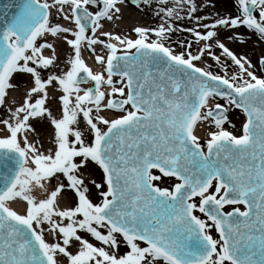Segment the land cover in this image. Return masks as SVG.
<instances>
[{
    "label": "snow or ice",
    "instance_id": "snow-or-ice-1",
    "mask_svg": "<svg viewBox=\"0 0 264 264\" xmlns=\"http://www.w3.org/2000/svg\"><path fill=\"white\" fill-rule=\"evenodd\" d=\"M126 2L25 0L0 32V264H264V55L225 42L264 43V0H131L160 21L135 38L105 30Z\"/></svg>",
    "mask_w": 264,
    "mask_h": 264
},
{
    "label": "rangeland",
    "instance_id": "rangeland-1",
    "mask_svg": "<svg viewBox=\"0 0 264 264\" xmlns=\"http://www.w3.org/2000/svg\"><path fill=\"white\" fill-rule=\"evenodd\" d=\"M197 4L201 6L202 10L199 11L197 13V15H207V14H212L214 12H220L221 15H224L225 13H231L230 11H226V9L229 7V5L227 4L229 2V4L232 3V0H213L215 7H203L204 3H207V0H196ZM122 11H123V15L121 17H119L118 19H116V23H114L115 25L113 26V30L116 26L119 27V35L121 36H125V35H131L133 38H135V33L132 31V29L135 26H156L158 23H160V21L153 16V12L151 8H144V7H138V6H134L133 4L129 3V1L127 0V2L125 3V5L122 6ZM186 12V8L184 9V11L181 12V15H184ZM119 15V14H118ZM57 19H59V17H57ZM210 22V21H209ZM61 23H68V21H64L61 20ZM113 24L112 21L105 23V28L109 25ZM176 24L178 27L181 26V22L180 21H176ZM183 26L184 27H189L191 26V22L188 20H185L183 22ZM241 32H244L243 29H240ZM103 38V37H102ZM155 37H152V39H154ZM190 36L187 33L184 32H180V31H176L172 34V42L175 45H179L180 42L182 40H186L189 39ZM245 39L247 40V42L245 43V46L243 44H239V43H232L227 41L231 46H233L235 49L237 50H247V46L250 43H253L254 46L256 48L257 47L255 44H258L259 46H263V44H261V42L259 41V38L256 36L255 40L253 38V35H251V38H248L247 36L245 37ZM49 40H52V37L49 36ZM65 48L67 47L66 45L64 46ZM86 47V46H85ZM99 47V46H98ZM87 55H92L94 56V54L91 52V50H87ZM264 51L258 50L257 49V53L254 54L256 57H258V54H263ZM50 53L48 51L45 52V55H49ZM61 57L62 59L64 58V50L62 49L61 51ZM231 63V61H229V64ZM96 64L98 65V67L101 70V66L96 62ZM60 68H63V65H60ZM221 68V67H220ZM212 69L217 70L216 66H213ZM114 79H118V77H114ZM13 83L16 85V87H14L12 90H10L9 92V96L12 97L13 93L18 92L20 89H23L25 87L28 86H33L32 85V81L28 80L27 83H25L24 81H20V80H16L14 79ZM82 87H88L87 84H83ZM60 94V93H59ZM24 98V93H18L16 95V98L14 101H21ZM227 105L226 100L222 101ZM4 111V109L2 107H0V114H2ZM229 119L233 121V123L235 124V128L232 127L231 124H225L227 126H229V128L231 129V131H234L235 134L240 135L241 133V125L244 122V120L246 119L245 114L240 110V109H235L234 107L230 109V116ZM50 130V127H46L45 129H38V131L41 133L40 137H37L38 140H43L42 137H44V135L47 134V132ZM204 133L201 134V136L203 137ZM203 142V141H202ZM44 144V147H48L50 144V139L48 142H42ZM86 175V174H85ZM97 179V181L100 180V176L99 174H97V176L95 177ZM21 204V210H19V212H23V204ZM198 215H203L200 213H197ZM213 235L216 236L218 235V233H216L215 231L213 232Z\"/></svg>",
    "mask_w": 264,
    "mask_h": 264
},
{
    "label": "water",
    "instance_id": "water-1",
    "mask_svg": "<svg viewBox=\"0 0 264 264\" xmlns=\"http://www.w3.org/2000/svg\"><path fill=\"white\" fill-rule=\"evenodd\" d=\"M24 3L25 0H0V32L15 20ZM3 159L5 158L0 157V160ZM9 166L6 162L0 163V172L7 171Z\"/></svg>",
    "mask_w": 264,
    "mask_h": 264
},
{
    "label": "bare ground",
    "instance_id": "bare-ground-1",
    "mask_svg": "<svg viewBox=\"0 0 264 264\" xmlns=\"http://www.w3.org/2000/svg\"><path fill=\"white\" fill-rule=\"evenodd\" d=\"M115 21H116V19H114V20L112 21L113 24H111V25H109V26H107V27L105 28V30H109V31H111L113 35H117V34L120 33V32H119V27H118V26H116V27L114 28V30H113V26L115 25L114 23H116ZM64 24H68V23H64ZM116 25H117V23H116ZM84 49H85V48H84ZM84 49H82V58L85 60V62H86L90 67L93 68L94 71H100V68H99L98 65L96 64V61L94 60V56H92V55H87V53H86V51H85ZM61 51H62V50H61ZM28 87H30V86H28ZM28 87H25V88H23V89H20L18 92L13 93L11 98H14V100H15L16 95H17L18 93H24ZM49 91H50V93H51V91H52L51 88L49 89ZM56 94L59 95V90H57V93H56ZM51 106H52L53 109H55V108L57 107V101L52 100V101H51ZM50 134H51V128H50V130L47 132V134L44 135V137H42L43 140H41V139H40V140L37 139V140H38L39 142H41V143H42V142H48V141H49ZM61 204H62V205H65V204H66V201H65V200H61ZM10 206L13 207V208H14L15 210H17V211L21 210V204H20V203H11Z\"/></svg>",
    "mask_w": 264,
    "mask_h": 264
},
{
    "label": "flooded vegetation",
    "instance_id": "flooded-vegetation-1",
    "mask_svg": "<svg viewBox=\"0 0 264 264\" xmlns=\"http://www.w3.org/2000/svg\"><path fill=\"white\" fill-rule=\"evenodd\" d=\"M228 5H229V7L226 9V11H230L232 14H236V12H235V9L233 8V4L231 3V4H229V2L227 3ZM243 29V28H242ZM244 30V29H243ZM245 31V30H244ZM254 38V37H253ZM255 40V39H254ZM226 43H228L227 41H225ZM244 46H245V44H243ZM228 46L230 47V48H232L233 50H235V51H237L238 53H245V54H247L252 60H253V62H255L256 63V61H257V57L254 55V54H256L257 53V50H256V47L254 46V44L253 43H250V44H248V45H246L247 46V50H245V51H243V50H237V49H235L233 46H231L229 43H228ZM262 71H264V70H261V71H258V72H261V73H264V72H262ZM263 75V74H262ZM86 175H88L89 173H85ZM97 174L98 173H96V174H94L95 175V177L97 176ZM48 239H52V237L51 236H48L47 237Z\"/></svg>",
    "mask_w": 264,
    "mask_h": 264
}]
</instances>
